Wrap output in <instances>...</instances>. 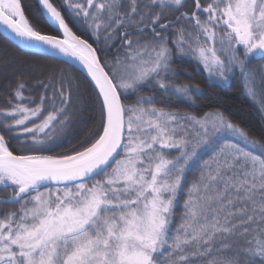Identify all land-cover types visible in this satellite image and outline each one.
I'll return each instance as SVG.
<instances>
[{
	"label": "snow or ice",
	"instance_id": "snow-or-ice-1",
	"mask_svg": "<svg viewBox=\"0 0 264 264\" xmlns=\"http://www.w3.org/2000/svg\"><path fill=\"white\" fill-rule=\"evenodd\" d=\"M37 3L63 39L37 30L22 0H0V24L29 48L78 62L100 122L57 152L73 124L79 79L39 66L48 76L36 84L43 93L25 96L22 73L7 85L0 206L15 207H0V264H264V142L220 108L197 115L142 94L155 86L195 103L202 89L179 79L178 52L213 79L238 70L246 94L264 98V66L249 67L264 60V0H64L95 40L107 47L117 37L123 52L104 62L52 0ZM202 153L210 155L201 163ZM197 163L173 230L185 173Z\"/></svg>",
	"mask_w": 264,
	"mask_h": 264
},
{
	"label": "trees",
	"instance_id": "trees-1",
	"mask_svg": "<svg viewBox=\"0 0 264 264\" xmlns=\"http://www.w3.org/2000/svg\"><path fill=\"white\" fill-rule=\"evenodd\" d=\"M52 2L64 14L69 27L77 35L87 39L97 48L98 54L102 56V62H104L105 57L111 61L118 51L120 53L123 52V48L120 46L117 37L114 36L111 41H108V46L106 47L102 41L95 40L90 34L91 30L86 28L81 19L73 15L66 4H64V0H52ZM79 2H83V0H79ZM185 2L188 7H191L192 0H185ZM203 2L204 0H202ZM62 4H64L63 7L61 6ZM22 5L30 23L37 30L47 35L59 34L48 23L44 15H39L37 0H22ZM176 15H179V13H176ZM2 51L6 54L0 56V62L5 63L0 67V106H5V100L9 98L10 93L7 85L12 84L14 86L15 79L20 73L23 74V78L28 82L30 89V91L25 92V96L35 97L43 93L44 90L37 88L36 84L42 79L46 81L48 76L36 71V67L47 66L50 69H68L79 79L81 83V94L78 97H74L73 108L70 111L73 124L67 135L63 138L61 147L57 149V152L70 150L72 147L78 146L98 126L100 122L99 102L96 98L93 84L76 66L51 56L25 51L0 33V54ZM7 59H11L12 62H8ZM261 66H264V60L259 58L252 59L249 65L253 69H259ZM173 67L181 69L182 74L179 77L181 81L200 85L202 94L194 93V104L176 96L168 97L155 86L145 87L142 90V94L154 95L157 101L160 102L158 106L195 113L197 115H202L204 112L210 111L213 108H220L234 122L248 131L252 137L264 142V98L259 94L256 97H251L246 94L238 70H233L227 80L213 79L209 77L207 71L194 57L181 55L178 52L174 53ZM184 72L190 75H184ZM135 98V95H129L127 102H134ZM24 103H27V101H24ZM209 155L210 153H202L201 163L203 160H207ZM199 170L200 165L197 163L190 166L185 173L182 188L178 193L174 207L173 230L181 223V218L185 211L184 201L187 199V189L196 179ZM3 194L5 193L0 191V195Z\"/></svg>",
	"mask_w": 264,
	"mask_h": 264
},
{
	"label": "water",
	"instance_id": "water-1",
	"mask_svg": "<svg viewBox=\"0 0 264 264\" xmlns=\"http://www.w3.org/2000/svg\"><path fill=\"white\" fill-rule=\"evenodd\" d=\"M44 16H45L46 20L48 21V23L52 27H54V29L59 33L58 35L60 36V38L63 39L62 31H59L57 29V26L50 21V19L47 17V15H44ZM73 32H74V30H73ZM0 33L3 36H5L7 39H9L11 42H13L15 45H17L18 47H20L21 49H23L25 51H29V52H33V53H37V54L51 56V57H54L55 59H60V60H63V61H65L67 59V58H64V57H62V56H60L58 54H54L51 51H43V50H38V49H33V48L27 47L23 42L19 41L10 31H6L4 25H2V24H0ZM74 66H76V68H78L79 70H81L87 76L85 70L83 69V67L78 62L75 63ZM87 78L90 79V77H88V76H87Z\"/></svg>",
	"mask_w": 264,
	"mask_h": 264
},
{
	"label": "rangeland",
	"instance_id": "rangeland-1",
	"mask_svg": "<svg viewBox=\"0 0 264 264\" xmlns=\"http://www.w3.org/2000/svg\"><path fill=\"white\" fill-rule=\"evenodd\" d=\"M5 54H6V53H3V51H2L1 54H0V56H3V55H5ZM7 61H8V62H12L11 59H7ZM7 61H5V62H7ZM4 64H5V63H1V62H0V67L3 66Z\"/></svg>",
	"mask_w": 264,
	"mask_h": 264
}]
</instances>
